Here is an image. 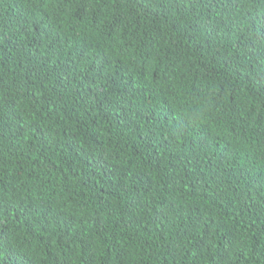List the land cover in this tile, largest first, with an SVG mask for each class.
<instances>
[{
  "label": "trees",
  "instance_id": "1",
  "mask_svg": "<svg viewBox=\"0 0 264 264\" xmlns=\"http://www.w3.org/2000/svg\"><path fill=\"white\" fill-rule=\"evenodd\" d=\"M0 264H264V0H0Z\"/></svg>",
  "mask_w": 264,
  "mask_h": 264
}]
</instances>
